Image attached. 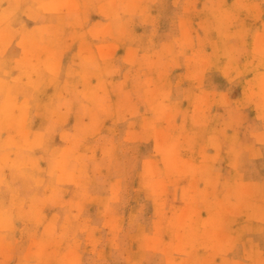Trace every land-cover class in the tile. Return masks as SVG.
<instances>
[{
    "label": "rangeland",
    "instance_id": "rangeland-1",
    "mask_svg": "<svg viewBox=\"0 0 264 264\" xmlns=\"http://www.w3.org/2000/svg\"><path fill=\"white\" fill-rule=\"evenodd\" d=\"M0 46V264H264V0H0Z\"/></svg>",
    "mask_w": 264,
    "mask_h": 264
},
{
    "label": "bare ground",
    "instance_id": "bare-ground-1",
    "mask_svg": "<svg viewBox=\"0 0 264 264\" xmlns=\"http://www.w3.org/2000/svg\"><path fill=\"white\" fill-rule=\"evenodd\" d=\"M15 3V2H14ZM35 4V3H34ZM15 5V4H14ZM36 5V4H35ZM42 6V5H41ZM16 8H17V5L15 6ZM7 11V10H6ZM5 13V12H4ZM1 14H2V12H1ZM5 16H7V15H5ZM3 19H5V18H3ZM7 19V18H6ZM5 19V20H6ZM8 20V19H7ZM6 20V21H7ZM4 23H5V21H4ZM10 25V24H9ZM6 27H9V26H6ZM11 28H12V26H11ZM1 47V46H0ZM9 56V55H8ZM2 58H4V57H2ZM7 58V57H6ZM19 62V61H18ZM20 63H22V61L20 62ZM23 64V63H22ZM3 66V65H2ZM24 66V65H23ZM6 68H7V66H6ZM19 68V67H18ZM4 71V70H3ZM1 73V72H0ZM5 85H7V84H5ZM4 89H5V87H4ZM3 96V95H2ZM1 97V96H0ZM19 97V96H18ZM54 102V101H53ZM54 106V105H53ZM58 107V106H57ZM93 112V111H92ZM2 116V115H1ZM7 117V116H6ZM3 123V122H2ZM5 124V123H4ZM42 146H43V144H42ZM40 147V146H39ZM1 148V147H0ZM49 149H50V147H49ZM1 150V149H0ZM40 150H41V147H40ZM13 151V150H12ZM45 151V150H44ZM20 152H22V150L20 151ZM43 151L41 150V153H42ZM6 153V152H5ZM47 153V152H46ZM2 154V153H1ZM44 154H45V152H44ZM8 155V154H7ZM19 156V155H18ZM19 158V157H18ZM3 159L4 158H2V161H3ZM17 159V158H16ZM25 160V159H24ZM5 161V160H4ZM22 161V160H21ZM21 165V164H20ZM20 168V167H19ZM24 168H26V167H23V169ZM19 170V169H18ZM25 170V169H24ZM16 171V170H15ZM55 172V171H54ZM25 173V172H24ZM24 175V174H23ZM20 177H22V176H20ZM3 178V177H2ZM244 189V188H243Z\"/></svg>",
    "mask_w": 264,
    "mask_h": 264
},
{
    "label": "clouds",
    "instance_id": "clouds-1",
    "mask_svg": "<svg viewBox=\"0 0 264 264\" xmlns=\"http://www.w3.org/2000/svg\"><path fill=\"white\" fill-rule=\"evenodd\" d=\"M41 7H44L43 5ZM47 10V9H46Z\"/></svg>",
    "mask_w": 264,
    "mask_h": 264
}]
</instances>
